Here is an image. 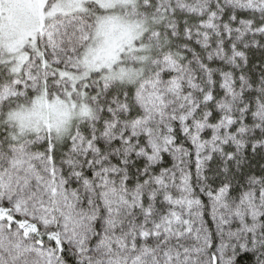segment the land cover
I'll list each match as a JSON object with an SVG mask.
<instances>
[{
  "label": "snow or ice",
  "instance_id": "obj_1",
  "mask_svg": "<svg viewBox=\"0 0 264 264\" xmlns=\"http://www.w3.org/2000/svg\"><path fill=\"white\" fill-rule=\"evenodd\" d=\"M0 264H264V0H0Z\"/></svg>",
  "mask_w": 264,
  "mask_h": 264
}]
</instances>
